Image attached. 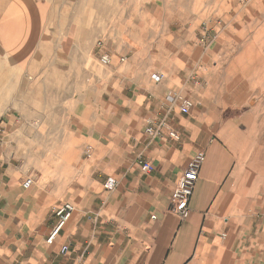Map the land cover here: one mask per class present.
<instances>
[{"label": "crops", "instance_id": "1", "mask_svg": "<svg viewBox=\"0 0 264 264\" xmlns=\"http://www.w3.org/2000/svg\"><path fill=\"white\" fill-rule=\"evenodd\" d=\"M91 3L0 0V264H264V110L250 104L241 80L231 86L206 71L220 31L205 45L197 31L192 51H202L182 66L169 54L126 62L103 40L108 68L101 76L82 68L76 79L74 157L52 174L31 172L14 120L41 98L33 94L43 92L47 68L66 57L85 66L88 53L98 60L83 23ZM169 92L192 101L189 113L165 99ZM162 119L177 138L147 133ZM197 151L205 159L180 219L171 195ZM63 203L74 209L47 241Z\"/></svg>", "mask_w": 264, "mask_h": 264}, {"label": "rangeland", "instance_id": "2", "mask_svg": "<svg viewBox=\"0 0 264 264\" xmlns=\"http://www.w3.org/2000/svg\"><path fill=\"white\" fill-rule=\"evenodd\" d=\"M91 1L83 23L92 29L93 45L104 40L111 53L116 57L125 55L126 62L136 58L138 62L158 63L166 61L168 54L171 61H179L178 66L194 62L202 51L198 46L199 51H192L196 33L202 22L210 21V31L220 32L216 50L203 58L206 71L229 77L233 80L231 86L241 80L252 97L250 104L264 110V0ZM78 61L70 66L66 57L59 67L47 68L43 92L33 94L41 98L34 101L33 107L30 101L28 113L14 120L16 129H22L16 131L25 144L20 151L30 159L32 173L52 174L63 158L74 157L71 142L76 79L83 74L82 68L93 76H101L108 68L99 64L93 53L84 57L85 66Z\"/></svg>", "mask_w": 264, "mask_h": 264}, {"label": "built area", "instance_id": "3", "mask_svg": "<svg viewBox=\"0 0 264 264\" xmlns=\"http://www.w3.org/2000/svg\"><path fill=\"white\" fill-rule=\"evenodd\" d=\"M241 3L247 0H237ZM210 34V21L209 22H202L200 24V31H199V42L203 45L206 44L208 41V37ZM96 49L98 55V61L101 65L105 66L110 64L111 55L108 51L105 50V44L102 39L96 41ZM125 57H120V61H124ZM152 79L155 82L160 81L162 75L159 74H152ZM165 99L169 102L174 101L175 99L179 100V111L181 113L187 114L189 113L193 103L187 97L178 96L173 92H169L166 94ZM147 133L152 136H158L167 131L170 137L177 138V135L174 130H172L165 119L160 120L156 125L149 126L146 129ZM4 133L3 123L0 120V137ZM85 156L89 157L91 154V148L87 147L84 152ZM205 159V154L203 151H197L193 157L188 161L185 170L180 175L179 179L176 182V185L173 189L171 195V204L172 210L180 217V219H185L189 212V199L193 191L194 184L198 177L199 169ZM143 167L146 170L150 169V164L148 162H143ZM32 179L28 177L23 182V187L27 188L31 185ZM104 188L106 190L113 189L116 186V181L113 177H108L104 184ZM74 207L70 203H63L57 208H55L54 213L58 218L57 224L53 227L47 241H51L58 231L64 226L67 222L71 212L73 211Z\"/></svg>", "mask_w": 264, "mask_h": 264}]
</instances>
